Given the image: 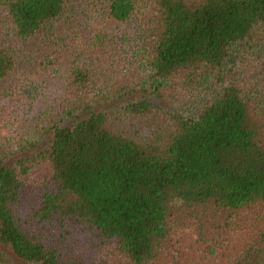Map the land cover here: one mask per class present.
<instances>
[{
    "label": "trees",
    "instance_id": "16d2710c",
    "mask_svg": "<svg viewBox=\"0 0 264 264\" xmlns=\"http://www.w3.org/2000/svg\"><path fill=\"white\" fill-rule=\"evenodd\" d=\"M7 97L0 264H264V0H0Z\"/></svg>",
    "mask_w": 264,
    "mask_h": 264
},
{
    "label": "rangeland",
    "instance_id": "374dc122",
    "mask_svg": "<svg viewBox=\"0 0 264 264\" xmlns=\"http://www.w3.org/2000/svg\"><path fill=\"white\" fill-rule=\"evenodd\" d=\"M114 59H104L103 61L107 64V66L113 67V69H116L114 66V63L111 64V61ZM42 80H45V84L49 87H47L50 91V95L55 94L56 92V86L54 83H52L51 80H48L46 78H43ZM57 93V92H56ZM56 95V94H55ZM34 96L32 97V101H34ZM41 106V104L37 101L31 105L26 104L22 105L21 103H16L11 97L4 98L0 100V118L4 116H9V118L12 119H19L20 117H23V110L24 108L30 107L27 110H25L26 116L33 114L36 112V110ZM1 125V120H0ZM250 218L252 220H250ZM258 216L256 213L252 212H244L242 213V216H238V218L235 219V223H230L231 226L237 225L240 226L239 230H236L234 227H226L220 222V226L216 227V225L209 226L210 232L213 234L214 242H217V245H228L234 241H242V242H248L251 241L254 236L258 234V230L262 229L260 219L257 220ZM257 226V227H256ZM191 230V229H190ZM210 235L206 234L204 240H200L197 242L198 245H207L209 243ZM197 244H194V248H196V251L194 253L201 255L200 248H197ZM184 253L189 254V251L191 248L187 246L186 244L181 246ZM219 250H217L218 253ZM192 258L188 259V256L185 254L182 258L183 261H189Z\"/></svg>",
    "mask_w": 264,
    "mask_h": 264
}]
</instances>
